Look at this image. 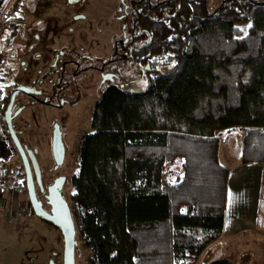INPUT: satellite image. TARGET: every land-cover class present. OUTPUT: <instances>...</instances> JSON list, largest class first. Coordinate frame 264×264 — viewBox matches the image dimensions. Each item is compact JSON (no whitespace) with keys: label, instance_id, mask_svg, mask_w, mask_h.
<instances>
[{"label":"trees","instance_id":"16d2710c","mask_svg":"<svg viewBox=\"0 0 264 264\" xmlns=\"http://www.w3.org/2000/svg\"><path fill=\"white\" fill-rule=\"evenodd\" d=\"M245 17L253 25L237 39L234 25ZM152 29V56L174 67L153 71L138 94L106 88L92 112L93 132L80 141L72 186L88 264H194L224 226L229 171L218 161L217 133L244 130L242 163L264 164V9ZM5 31L15 35L18 27L9 21ZM178 159L183 178L167 184L166 166ZM7 172L0 163V180Z\"/></svg>","mask_w":264,"mask_h":264},{"label":"flooded vegetation","instance_id":"af4514ba","mask_svg":"<svg viewBox=\"0 0 264 264\" xmlns=\"http://www.w3.org/2000/svg\"><path fill=\"white\" fill-rule=\"evenodd\" d=\"M34 5L38 6L35 8L38 15L29 25L15 35L5 33L8 45L20 38V42L15 43L17 47L7 53L0 52V76L16 77V82L2 99L3 119L15 88L25 87L37 93L17 94L11 110L12 127L22 148L34 154L31 159L25 152L39 204L37 213L28 194L24 160L15 149L20 161L19 188L26 202L22 216L26 223H18L16 234L24 236L28 229L25 235L33 237V252L31 258H27L30 264H64L66 239L62 228L67 227L65 204L76 231L75 264L79 230L74 195L68 192L74 176H70L66 168L70 133L63 119L65 114H70L88 99L92 89L99 98L106 88H119L121 80L131 79L136 73L139 79L146 78L162 67L158 65L162 58H154L149 48L153 23L228 21L234 10L246 15L249 8L264 9V0H39ZM46 6L48 9L43 12ZM244 20L252 21L249 17ZM9 62L17 64L20 69L9 67ZM19 95L29 97L31 102L18 103ZM38 105L53 111L50 113L51 126L45 133L50 152L43 160L39 156L40 149L31 147L23 137L24 127L31 121L29 116H23ZM3 122L11 142L7 125ZM57 134L64 149L61 164H57L52 150ZM31 161L38 165L39 181ZM42 161H49L48 167Z\"/></svg>","mask_w":264,"mask_h":264},{"label":"rangeland","instance_id":"374dc122","mask_svg":"<svg viewBox=\"0 0 264 264\" xmlns=\"http://www.w3.org/2000/svg\"><path fill=\"white\" fill-rule=\"evenodd\" d=\"M39 3V0H23V5L21 6V9L14 13L13 15H9L8 13L6 16L2 19V26L0 33L4 36L1 37L0 40V52H8L13 51L17 45L16 42H20V38H17L16 41L10 42V44L7 43V33L8 31L3 32V28L7 25L9 21H14L18 27V31L23 29V27H26V25H29L35 17H37L38 13H35V8H38L37 5H34V3ZM42 3V2H41ZM27 5V6H26ZM214 6V5H213ZM47 6L44 9L43 12L47 11ZM9 12V11H8ZM46 18L45 16L43 17ZM249 25H253L252 21H242L235 23L234 28L238 31L237 39H241L248 35ZM6 42V43H5ZM4 44L7 46L5 47ZM15 46V47H14ZM4 47V48H3ZM3 49V50H2ZM15 52V51H14ZM8 54H6V58H8ZM166 60V59H165ZM164 60V61H165ZM175 63L170 60L168 61V64L164 67H159L155 71L160 73H167L171 71V68L174 67ZM8 66H15L17 69H20L17 64L8 63ZM9 71V70H8ZM7 71V72H8ZM154 73L151 75H146V78L139 79V76L136 75L133 76L131 79L128 80H121L119 83V88H121L124 92L130 93V94H138L140 92H143L147 89L151 79L154 77ZM4 75H2L3 77ZM0 76V97L2 99L7 94V90L12 87V85L16 82V77L12 78H2ZM96 90L92 89L90 91V95L88 96V99L83 101L81 105L70 112V114H65V122L68 127L69 131V150H68V157L66 161L67 165V172L70 176H76L79 171V158H78V149L80 145V141L83 135L91 134L93 132L91 128V117L92 112L94 109V106L96 102L98 101V95H96ZM0 99V101H2ZM17 102L20 104H26L31 102V99L27 96L19 95L17 97ZM49 112V113H48ZM50 113H53L51 108L44 107L38 105L36 108L29 111L28 115H24V118H29L31 121L29 122L28 126H25L24 128V139L31 145L37 146L39 150V156L41 159H46L49 156L50 148L48 146V141L46 137V132L49 130V127L51 126V120L52 116ZM22 117V118H23ZM62 117V116H61ZM3 113L0 111V124L5 129V125L3 122ZM44 132V133H43ZM219 133H217L218 135ZM224 135H226L224 132L220 133L219 139L225 138ZM228 135V134H227ZM241 136V133L234 132L232 133V136ZM12 141L10 142V145L12 146V156L10 158V161L7 163H2L6 166L8 172L7 176L4 179L0 180V184H3L5 182H8L10 187L8 190L0 193V197L3 200L2 208H0V264H30L27 260L28 257L31 258V254L33 252L32 246H33V237H28L25 235V233H28V229H26L23 233L24 236H19L16 234V230L18 229V226L20 224L26 223L25 220H22V216L25 213V197L20 191L19 188V165L20 161H18V155L15 152V148ZM48 146V147H47ZM176 146L175 144H172L171 147ZM46 164L49 161H42ZM48 167V166H47ZM183 160L178 159L174 161L173 163H169L166 166L164 179L167 184H176L180 182L183 178ZM68 192L70 194L74 195V191L72 186L69 187ZM71 204L73 205V201H71ZM20 223V224H18ZM22 226V225H21ZM27 228V226H24ZM30 234V233H29ZM77 242H78V248L76 250V263L75 264H88L89 260L92 258L91 252L86 249L82 244V238L77 232ZM219 244L213 246L212 248H207L203 254L195 261L194 264H201L205 262L206 264L209 263L210 258L209 256L212 253H215L216 251H219ZM246 252V251H245ZM250 251H247L246 253L239 254V257L236 258V260L233 261V264H264L262 258L260 255L254 256ZM235 259V258H234Z\"/></svg>","mask_w":264,"mask_h":264},{"label":"crops","instance_id":"0c3cea01","mask_svg":"<svg viewBox=\"0 0 264 264\" xmlns=\"http://www.w3.org/2000/svg\"><path fill=\"white\" fill-rule=\"evenodd\" d=\"M15 1L0 0V30L2 19ZM234 132H240L241 136H232ZM244 132V130L224 131L225 138L219 139L218 161L228 169L229 174L223 230L219 239L208 247L210 249L219 244V251L209 256V263L227 261L233 264L239 254L247 251L255 254V257L257 254L260 255L264 262V164L242 163L240 152ZM12 153L7 133L0 124V163L10 161ZM2 205L3 200L0 197V208Z\"/></svg>","mask_w":264,"mask_h":264},{"label":"water","instance_id":"95a60500","mask_svg":"<svg viewBox=\"0 0 264 264\" xmlns=\"http://www.w3.org/2000/svg\"><path fill=\"white\" fill-rule=\"evenodd\" d=\"M19 93L31 94V95L37 94L36 92L33 93V90L25 88V87L15 88L11 92L7 110L4 113V121H5V124L7 125V129H8L9 135L11 137V140L13 142L15 149L19 152V154L22 156V158L24 160V164H25V168H26V172H27V186H28L29 198H30V201H31L33 208L35 210H37V213H38L39 204L36 202L33 184H32V179H31V174H30V168L28 165V161L26 160V153L31 159H34V154L32 151L25 150L24 148H22V146H21V144H20V142H19V140H18V138H17V136L13 130V127H12V116H11L12 111L11 110L13 107L14 98ZM15 115H17V113H15ZM55 134H56V132H55ZM52 150H53V154H54V157L56 159L57 164H61L62 160H63V156H64V149H63L62 143L60 142L58 134L54 137V143H53ZM31 162H32V165L34 167V170H35V173L37 176V180L39 181L38 165H37L36 161H31ZM63 207L66 211V218H67V227L66 228L61 227L62 230L64 231L65 239H66L64 264H74V247L76 244V242L74 241V237H75L76 231H75L74 224H73V222L70 218V215L68 213L67 206L64 204ZM201 264H206V263L203 262Z\"/></svg>","mask_w":264,"mask_h":264},{"label":"built area","instance_id":"2783aa9c","mask_svg":"<svg viewBox=\"0 0 264 264\" xmlns=\"http://www.w3.org/2000/svg\"><path fill=\"white\" fill-rule=\"evenodd\" d=\"M0 89H2V88L0 87ZM9 187H10V185H9L8 182H5L3 184H0V193L8 190Z\"/></svg>","mask_w":264,"mask_h":264},{"label":"snow or ice","instance_id":"6c2138e0","mask_svg":"<svg viewBox=\"0 0 264 264\" xmlns=\"http://www.w3.org/2000/svg\"><path fill=\"white\" fill-rule=\"evenodd\" d=\"M70 2H71V0H70ZM249 27H251V25H249ZM0 99H2V97H0ZM230 195V197H231V193L229 194ZM231 202V201H230Z\"/></svg>","mask_w":264,"mask_h":264}]
</instances>
